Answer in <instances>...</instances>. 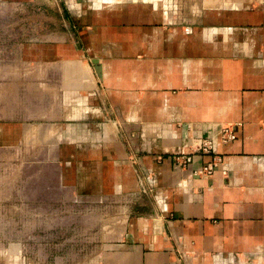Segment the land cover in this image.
<instances>
[{"label": "crops", "instance_id": "1", "mask_svg": "<svg viewBox=\"0 0 264 264\" xmlns=\"http://www.w3.org/2000/svg\"><path fill=\"white\" fill-rule=\"evenodd\" d=\"M35 2V27L18 31L34 74L0 114L19 161L54 165L27 206L56 212L58 245L40 264H183L179 248L192 264L264 256V0ZM227 124L238 137L222 145ZM195 138L215 152L192 153ZM149 179L155 193L125 204Z\"/></svg>", "mask_w": 264, "mask_h": 264}, {"label": "rangeland", "instance_id": "2", "mask_svg": "<svg viewBox=\"0 0 264 264\" xmlns=\"http://www.w3.org/2000/svg\"><path fill=\"white\" fill-rule=\"evenodd\" d=\"M60 1L67 7L66 0ZM233 1L242 4H248L249 1V4L250 2L252 4L259 0ZM40 3H36L35 0H0V110L4 106L3 99L18 91V78L26 74H34L33 63L36 62L34 52H28L32 60H25L26 52L19 50L18 31L20 28L35 27L37 17L35 10L36 6L42 4ZM49 5L50 3H45L46 7ZM38 23L39 21L37 25ZM3 124L4 117L0 114V264H36V262L40 264L36 253L41 252L42 248L50 252L58 245L57 239L52 238L56 229L51 227L56 219V212L27 209V206H37L31 200L36 198L33 195L35 187L30 185L36 182V177L41 175L47 177L44 182L50 183L51 167L54 165L19 161L20 148L18 145L13 147L12 140L4 139V135H8L9 132L4 131ZM195 139L192 140V153ZM59 166L58 172L61 177L67 165L59 164ZM154 183L155 179H149L146 190L130 194L125 198V204L129 206L142 204L144 198L155 193ZM45 190L49 192L48 185L44 188ZM30 192L33 194L30 195ZM42 199L49 206L52 196L44 194ZM111 220L118 221L115 217ZM60 240V244L63 243L64 239L60 238ZM65 248L67 246H63V249ZM180 261L183 264L193 263L192 258L180 259ZM224 262V264H264V256H233Z\"/></svg>", "mask_w": 264, "mask_h": 264}, {"label": "built area", "instance_id": "3", "mask_svg": "<svg viewBox=\"0 0 264 264\" xmlns=\"http://www.w3.org/2000/svg\"><path fill=\"white\" fill-rule=\"evenodd\" d=\"M236 126H223L222 132H221V144L227 145L233 141H235L238 137ZM194 148L193 153H204V154H212L215 152L216 147L213 140L208 138H198L194 140ZM174 161V164L178 168H185L187 167L192 161H193V155L192 154H186L182 156H175L172 158ZM215 160H217V157H215ZM221 159H219L220 161ZM217 166L216 162H212L208 164L206 167H204L200 172H195V175H205L210 176L214 173L215 168ZM178 255L180 259H190L188 253L183 252L180 248L178 249Z\"/></svg>", "mask_w": 264, "mask_h": 264}]
</instances>
